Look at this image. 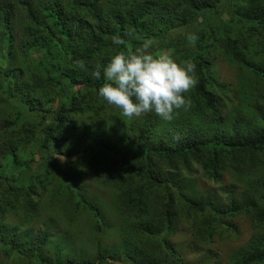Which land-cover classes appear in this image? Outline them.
I'll use <instances>...</instances> for the list:
<instances>
[{
    "label": "trees",
    "instance_id": "trees-1",
    "mask_svg": "<svg viewBox=\"0 0 264 264\" xmlns=\"http://www.w3.org/2000/svg\"><path fill=\"white\" fill-rule=\"evenodd\" d=\"M0 28V264H208L190 261L196 246L177 235L209 249L235 239L241 218L261 231L227 264H264V0H0ZM146 40L196 64L188 106L170 121L122 117L91 79L94 65ZM215 56L237 70L236 85L220 79ZM195 166L216 183L236 174L241 191L225 204L196 192L182 179ZM85 179L115 186L134 254L64 260V237L11 222L40 216L49 199L68 229L83 213L102 229Z\"/></svg>",
    "mask_w": 264,
    "mask_h": 264
},
{
    "label": "rangeland",
    "instance_id": "rangeland-1",
    "mask_svg": "<svg viewBox=\"0 0 264 264\" xmlns=\"http://www.w3.org/2000/svg\"><path fill=\"white\" fill-rule=\"evenodd\" d=\"M215 57L220 79L236 85L237 70L230 67L222 57ZM0 64H3L1 58ZM182 179L186 181V184L193 186L196 192L223 204L227 202L226 192L233 188L241 191L240 186L242 185L237 182L238 178L233 173L225 174L221 183L208 180L203 176L199 166L193 167V173L187 176L182 175ZM83 182L87 196L95 200L103 212L105 226L102 229H98L94 218L88 213L80 215L77 220L78 223L68 229L65 226L67 223L65 224L64 217L66 209L61 204L51 203L49 199L46 200L40 216L29 218L28 221H24L21 216H16L11 222L21 230L32 228L35 229L36 233L42 230V226L48 227L53 235L64 237L66 241L64 245H61L64 260L71 259L73 256L77 261L88 258L94 259L98 252L114 254L120 258H123L126 253L134 254V243L133 240L131 241V238H134L131 236L133 234L124 229L126 216L118 211L115 204L117 195L115 186L112 183L96 182L90 179H85ZM236 223L239 225V235L235 239L216 238L209 249H204L203 245L193 238L191 233L189 235L178 234L176 242L185 245L184 247L192 244L196 246L197 253L190 250L188 255L190 261L204 258L208 264L214 262L227 264L232 250L246 243L255 232L261 231L249 218H241ZM55 241L58 243L57 238ZM202 250L203 252H201ZM205 251L210 253L208 254L209 258L204 257ZM127 264L129 263L127 262Z\"/></svg>",
    "mask_w": 264,
    "mask_h": 264
},
{
    "label": "clouds",
    "instance_id": "clouds-1",
    "mask_svg": "<svg viewBox=\"0 0 264 264\" xmlns=\"http://www.w3.org/2000/svg\"><path fill=\"white\" fill-rule=\"evenodd\" d=\"M197 40L196 33L186 34L188 45L195 46ZM111 44L119 47L125 40L113 36ZM154 47L152 40H146L135 49L119 51L106 64L92 68L91 79L104 81L97 96L119 109L122 117L134 119L155 114L170 121L175 112L188 106L186 93L196 84V64L190 59L177 62L165 53L154 52Z\"/></svg>",
    "mask_w": 264,
    "mask_h": 264
}]
</instances>
